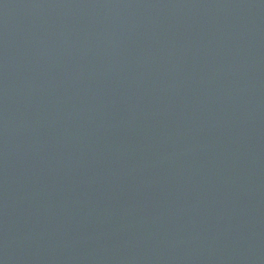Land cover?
<instances>
[{
  "label": "water",
  "instance_id": "obj_1",
  "mask_svg": "<svg viewBox=\"0 0 264 264\" xmlns=\"http://www.w3.org/2000/svg\"><path fill=\"white\" fill-rule=\"evenodd\" d=\"M0 264H264V0H0Z\"/></svg>",
  "mask_w": 264,
  "mask_h": 264
}]
</instances>
